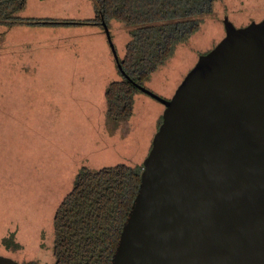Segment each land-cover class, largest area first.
<instances>
[{"label": "rangeland", "instance_id": "obj_1", "mask_svg": "<svg viewBox=\"0 0 264 264\" xmlns=\"http://www.w3.org/2000/svg\"><path fill=\"white\" fill-rule=\"evenodd\" d=\"M20 15L88 18L93 9L89 0H26ZM263 16L264 0H216L145 88L171 98L199 56L223 38L224 18L243 27ZM110 31L122 57L127 33L113 20ZM116 79L110 46L97 26L0 25V255L52 264L53 213L78 168L145 157L164 105L138 92L128 120L108 123L104 89ZM12 232L20 245L15 251L1 243Z\"/></svg>", "mask_w": 264, "mask_h": 264}, {"label": "water", "instance_id": "obj_2", "mask_svg": "<svg viewBox=\"0 0 264 264\" xmlns=\"http://www.w3.org/2000/svg\"><path fill=\"white\" fill-rule=\"evenodd\" d=\"M223 25L171 98L140 87L162 122L110 264H264V17Z\"/></svg>", "mask_w": 264, "mask_h": 264}, {"label": "trees", "instance_id": "obj_3", "mask_svg": "<svg viewBox=\"0 0 264 264\" xmlns=\"http://www.w3.org/2000/svg\"><path fill=\"white\" fill-rule=\"evenodd\" d=\"M89 1L92 17L65 19L24 17L20 12L26 0H0V25L7 28L92 25L104 34L105 25L112 41L111 21L122 24L128 36L124 54L117 55L116 61L110 49L119 79L110 81L104 89L105 119L119 125L132 114L134 94L143 92L140 87L145 88L152 73L166 63L179 44L188 41L199 29L202 17L211 13L216 0ZM105 39L109 44L106 35ZM161 122L162 113L156 121L155 132ZM150 147L151 142L146 155ZM143 160L133 164L78 168L70 190L53 213L52 264H110L139 189ZM14 239L12 232L2 237L1 243L6 249L15 251L20 245ZM20 264H37V261L27 260Z\"/></svg>", "mask_w": 264, "mask_h": 264}]
</instances>
